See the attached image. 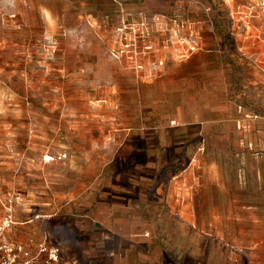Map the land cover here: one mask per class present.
Returning <instances> with one entry per match:
<instances>
[{
    "label": "rangeland",
    "instance_id": "obj_1",
    "mask_svg": "<svg viewBox=\"0 0 264 264\" xmlns=\"http://www.w3.org/2000/svg\"><path fill=\"white\" fill-rule=\"evenodd\" d=\"M259 1L0 0V225L12 215L1 238L25 242L30 256L42 242L56 247L58 259L49 264H108L107 258L109 264H264V247L247 248L253 262H229L232 248L221 252L211 238L161 215L144 232L151 241L140 260L131 253L103 256L101 224L115 218L95 214V204L118 182L133 135L113 121L107 127L88 117L101 108L100 85L121 76L119 61L139 72L143 63L134 57L151 60L143 52L151 51L144 47L160 23L154 14L165 16L164 29L183 42L184 65L170 64L171 73L194 80V89L209 97L219 83L228 90L235 75L247 92L250 60L236 48L246 42L264 47ZM141 18L147 21L142 27ZM246 25L257 30L252 39V28L242 39L237 35ZM39 256L38 264H48L45 253Z\"/></svg>",
    "mask_w": 264,
    "mask_h": 264
},
{
    "label": "crops",
    "instance_id": "obj_2",
    "mask_svg": "<svg viewBox=\"0 0 264 264\" xmlns=\"http://www.w3.org/2000/svg\"><path fill=\"white\" fill-rule=\"evenodd\" d=\"M151 19L162 25L151 27V51L143 52L151 60L134 57L143 63L139 72L119 61L121 76L100 85L96 98L101 108L88 116L107 127L113 121L133 135L124 145L132 155L121 159L118 182L95 204V214L115 218L101 224L106 233L102 254L116 252L120 259L131 253L140 260L151 241L144 232L161 215L211 238L206 239L221 252L232 248L227 249L229 262H253V251L247 248L264 247V237L256 234L264 232V47L246 42L236 48L250 60L244 65L247 92L240 91L235 75L228 90L219 83L209 97L194 89V80L169 71L170 64L184 65L179 61L183 42L175 31L164 29L165 16ZM145 22L141 18L140 26ZM245 28L237 35L242 39L252 28V39L257 30ZM198 67L204 70L205 65ZM229 73H234L231 66ZM210 154L215 159L207 162ZM22 246L31 253L25 242Z\"/></svg>",
    "mask_w": 264,
    "mask_h": 264
},
{
    "label": "built area",
    "instance_id": "obj_3",
    "mask_svg": "<svg viewBox=\"0 0 264 264\" xmlns=\"http://www.w3.org/2000/svg\"><path fill=\"white\" fill-rule=\"evenodd\" d=\"M258 6L261 12L264 13V0H260ZM156 22H158V20ZM157 25L158 24L156 23L155 28ZM142 26H144V23H142ZM124 27L125 26L123 25L117 29L119 37H121L125 31ZM144 49L149 51L151 46L146 45ZM137 68L141 69L140 66H137ZM11 216L12 215L6 216L0 225V264H37V257L42 253L47 255L46 261L48 264L58 259V249L56 247H48L45 242L39 244L38 251L35 256H30L29 252L25 251L21 244L10 243L1 238L4 229L9 227V225L12 223ZM36 218L43 219V216L38 215Z\"/></svg>",
    "mask_w": 264,
    "mask_h": 264
}]
</instances>
